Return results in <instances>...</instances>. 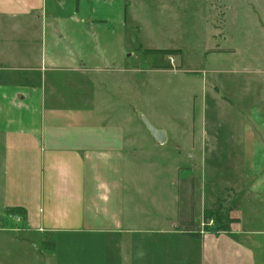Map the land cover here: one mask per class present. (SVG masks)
Listing matches in <instances>:
<instances>
[{
    "label": "crops",
    "instance_id": "crops-1",
    "mask_svg": "<svg viewBox=\"0 0 264 264\" xmlns=\"http://www.w3.org/2000/svg\"><path fill=\"white\" fill-rule=\"evenodd\" d=\"M125 3L0 0L2 205L23 209L38 240L80 239L90 259L109 244L122 264H264V143L228 185L242 195L231 235L188 237L200 223L182 225L190 219L173 205V178L160 195L141 184L137 165L153 162L133 123L138 113L108 110L124 81L109 74L116 60L103 37L118 49Z\"/></svg>",
    "mask_w": 264,
    "mask_h": 264
},
{
    "label": "rangeland",
    "instance_id": "rangeland-1",
    "mask_svg": "<svg viewBox=\"0 0 264 264\" xmlns=\"http://www.w3.org/2000/svg\"><path fill=\"white\" fill-rule=\"evenodd\" d=\"M125 1L120 30L114 31L118 49L109 33L103 37L116 60L109 74L124 81L123 97L108 110L126 117L138 113L133 123H141L140 145L147 146L144 157L153 162L137 165L141 184L157 187L160 195L161 185L173 178V205L190 219L182 225L190 227L193 219L194 230L200 223L202 232L203 214L216 207L217 193L226 205L237 203L242 195L228 185H238L249 159L262 153L264 0ZM108 26L117 27L111 21ZM152 50L174 54L148 53ZM147 124L163 133V142ZM3 168L0 149V264H122L109 244L104 255L90 259L80 239L66 235L54 245L29 234L26 215L1 203ZM168 199L162 194V203ZM231 212L227 216L233 218ZM214 217L209 229L216 225Z\"/></svg>",
    "mask_w": 264,
    "mask_h": 264
},
{
    "label": "trees",
    "instance_id": "trees-1",
    "mask_svg": "<svg viewBox=\"0 0 264 264\" xmlns=\"http://www.w3.org/2000/svg\"><path fill=\"white\" fill-rule=\"evenodd\" d=\"M148 53H156L160 55L174 54L172 50H152V52L148 51ZM217 194H218V197L216 201L217 203L216 207L212 210L205 211L203 214V219L205 221V226H204L203 231L198 232V233L187 234L188 236L200 239L202 237V234L205 232L210 233V234L226 233L228 235H231L229 234L230 225L237 223L238 220L234 218H230L227 215L237 206V203L235 201V202H232V204L228 206L226 205V203L223 202L224 201L222 199L223 195L219 192ZM15 210L18 211V213L25 216V211L23 209L15 208ZM213 214H215V217ZM212 217H214L213 221L216 223V225L213 229H209L206 224L210 218L212 219Z\"/></svg>",
    "mask_w": 264,
    "mask_h": 264
},
{
    "label": "water",
    "instance_id": "water-1",
    "mask_svg": "<svg viewBox=\"0 0 264 264\" xmlns=\"http://www.w3.org/2000/svg\"><path fill=\"white\" fill-rule=\"evenodd\" d=\"M147 127H148L151 135L156 139V141L163 142L164 135L161 131L154 129L153 127L149 126L148 124H147Z\"/></svg>",
    "mask_w": 264,
    "mask_h": 264
}]
</instances>
